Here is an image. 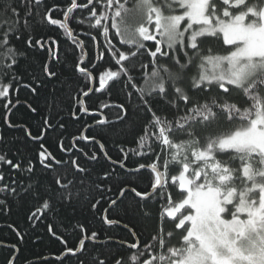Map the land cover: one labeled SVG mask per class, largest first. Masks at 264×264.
Returning a JSON list of instances; mask_svg holds the SVG:
<instances>
[{
  "label": "snow or ice",
  "instance_id": "6c2138e0",
  "mask_svg": "<svg viewBox=\"0 0 264 264\" xmlns=\"http://www.w3.org/2000/svg\"><path fill=\"white\" fill-rule=\"evenodd\" d=\"M78 9L99 63H85V42L68 25ZM56 10L46 0L0 4V144L6 127L35 145L34 157L0 153V213L38 202L27 220L62 245L60 264H264V0H68L63 20ZM36 25L63 29L81 49L78 78L52 88L43 109L36 100L59 77L49 61L43 78L29 73V53L60 61L56 38L35 37ZM116 88L123 100L99 106L116 109L115 119L87 107L90 94L110 99ZM21 110L35 125L11 119ZM68 121L82 127L66 143ZM122 205L125 217L146 219L156 208L147 238L135 227L130 239L107 237L127 260L100 257L106 233L53 222L61 207L86 206L109 228L129 229L109 217ZM9 227L23 243L25 233Z\"/></svg>",
  "mask_w": 264,
  "mask_h": 264
},
{
  "label": "trees",
  "instance_id": "16d2710c",
  "mask_svg": "<svg viewBox=\"0 0 264 264\" xmlns=\"http://www.w3.org/2000/svg\"><path fill=\"white\" fill-rule=\"evenodd\" d=\"M78 3H81L82 0H77ZM6 2V0H0V4ZM48 5H56L57 10L52 13L53 18L63 20V10L68 6V0H46ZM44 9H41L43 13ZM86 15V11L77 10L71 14V18L68 21L69 27L73 30L74 36L79 39H83L85 42L84 53L87 52L88 57L85 63L89 60L95 61L96 48L91 41V39L85 37L83 32L86 30V25H81L78 23L83 16ZM33 35L35 37H47L52 36L56 38L58 42V57L60 63H56L47 57L46 52L43 51H32L29 53L30 59L29 62L25 65V68L28 69L29 73H35L36 75L43 78L41 72L42 65L49 61L51 67L57 71L58 79H53L48 83L46 89L42 90L41 95L36 100L35 106L43 109L45 97L48 96L52 88H61L62 84L67 79L76 80L78 77L72 74V66L79 61L81 49L73 44L72 40L67 36V33L63 29H58L57 26L49 25H36L33 29ZM98 40H101L102 37H97ZM151 44L152 42H148ZM19 47H24L23 41L19 42ZM212 47H216L215 44ZM75 49V55L68 56L67 62L65 63L66 55L72 53ZM145 60L147 57L144 58ZM99 63V62H97ZM93 74L96 75V70H92ZM98 86V85H97ZM75 87V85H74ZM22 99L28 98L27 93H24L21 97ZM232 99H238V97L233 93ZM123 100V95L119 93L118 88L113 89L110 99L103 94L96 93L90 95L85 103L90 110L93 111H102L103 114L107 115L111 119H115L116 109H100V105L104 103H118ZM65 105L70 103L67 97H64ZM11 119L16 122H27L29 124L35 125V121L30 119L27 115L24 114L23 110L15 112ZM92 117L84 116V121H90ZM3 125L2 114H0V126ZM82 127L81 123L74 121H68L67 130L64 133L65 142L67 143V138L75 134ZM140 129L138 128L137 131ZM4 134L7 139L3 144H0V153L7 152L8 156L16 161L19 157L14 155V153H20L21 155L28 157H34V148L35 145L31 144L24 137V134L18 129H8L4 127ZM126 147H134V145L128 144ZM113 156L116 155V152L110 148ZM138 159V158H133ZM163 159V157H162ZM148 181V173H144L143 182L140 184V189L146 188ZM138 189V190H140ZM38 206V202L33 201L26 206H16L12 209L9 214L0 213V244L3 245L0 247V264H8V260L11 256L15 255L18 257L17 264H60L59 261L55 260L57 255L61 254L62 245L57 241L50 238L45 230L44 225H39L37 228H32L29 225L27 220V215L29 209ZM153 213L151 219H146L142 216L141 213L137 212L135 215H130L125 217L123 211V205L121 208L111 211L109 213L110 218L122 219L124 222L130 225V230L132 227L138 232H141L145 238L148 237L150 233L156 228V208L155 206H150ZM53 214L49 213L50 220L52 219ZM69 221L75 223L76 221L81 222L88 231L97 230L106 233L104 246L100 247L99 255L101 258L111 257L112 255L123 256L127 260L129 253L121 249L119 246L115 245L112 241L107 239L108 236L111 237H123L125 239H130L129 229H121L120 227L109 228L105 225L99 215H94L90 212L86 206L77 208L75 212L71 209L61 207L58 212L55 213V219L53 220L55 225L61 223L67 224ZM12 225L14 228L21 230L25 233L23 243H20L15 232L12 228L9 227ZM170 228V225L165 226L167 231ZM60 231H64L63 228ZM73 240H76L77 237L73 236ZM16 244L20 248V252L17 253L12 249V245ZM94 249L89 245L87 249V257L91 259V254ZM47 258V262L43 258ZM67 264H77L75 257H66Z\"/></svg>",
  "mask_w": 264,
  "mask_h": 264
},
{
  "label": "water",
  "instance_id": "95a60500",
  "mask_svg": "<svg viewBox=\"0 0 264 264\" xmlns=\"http://www.w3.org/2000/svg\"><path fill=\"white\" fill-rule=\"evenodd\" d=\"M73 35H74V33H73ZM87 56H88V55H87V53L85 52V62H86V60H87ZM81 66H83V65H81ZM90 95H91V94H90ZM86 99H87V98H85V100H86ZM2 246H3V245L0 244V247H2Z\"/></svg>",
  "mask_w": 264,
  "mask_h": 264
},
{
  "label": "flooded vegetation",
  "instance_id": "af4514ba",
  "mask_svg": "<svg viewBox=\"0 0 264 264\" xmlns=\"http://www.w3.org/2000/svg\"><path fill=\"white\" fill-rule=\"evenodd\" d=\"M78 2V1H77ZM79 10V9H78ZM77 11V10H76ZM83 11H86V10H83ZM129 231H131L130 229H129Z\"/></svg>",
  "mask_w": 264,
  "mask_h": 264
}]
</instances>
